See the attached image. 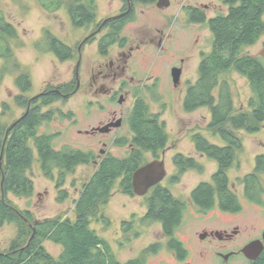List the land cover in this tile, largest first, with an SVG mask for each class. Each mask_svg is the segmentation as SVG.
Instances as JSON below:
<instances>
[{"label": "rangeland", "instance_id": "374dc122", "mask_svg": "<svg viewBox=\"0 0 264 264\" xmlns=\"http://www.w3.org/2000/svg\"><path fill=\"white\" fill-rule=\"evenodd\" d=\"M42 1L46 3V6L49 5L50 11L42 6ZM69 1L72 0H66L67 3ZM171 1V6L163 11L149 7V25H147V13H142L140 10L143 7L138 6L136 21L129 25L122 34H126L129 39L132 37L133 40H140L148 31L154 37L164 39L166 49L160 52L156 46H153L151 52L150 64L153 67V74L160 76V93L154 94L153 99H161V105H153L152 111L160 114V121L165 123V131L169 136V145L164 156L162 152L159 153L160 159L166 162L168 175L162 185L170 189L176 198L187 203L183 222L175 231V236L183 242L189 252L184 258L179 259L166 245L163 247L167 240L163 234L162 223L152 220L147 222L144 219L147 211L146 199L123 193L120 188L122 178L117 180L109 202L99 208L90 227L110 243L115 257L121 263L144 255L145 264H222L221 258L213 254L212 248L215 247L223 253L230 252L237 246L249 243V240L261 237L264 229V208L245 197L243 183V178L255 171L257 156L264 154V123L261 124L259 131L254 133L246 130L237 131L244 147L236 150V160L229 169L228 176L231 188L242 202V211L232 214L216 206L208 212L201 213V210L192 204V191L201 182L213 183L212 176L218 171L219 163L197 152L192 136L194 133H201L217 145L224 146L227 143L220 134L214 133L209 128L212 119L209 107H201L188 113L184 108L185 90L182 91L184 86L174 93H169L172 86L167 79V72L177 57L189 56L188 78L192 79L191 83L196 82L199 77V64L204 55L212 50L213 37L209 28L201 27L198 35L186 24L187 20L182 6L192 4L194 0ZM209 1L204 0L210 5ZM58 2L60 3L61 0H0V13L5 15L7 22L13 24L18 33L16 37H7L14 53L13 58L10 60L0 58V68L7 69L0 84V120L7 127L13 126L14 122L26 114V106L18 104L16 100V96L22 94L16 84V78L22 71L28 72L31 78V90L23 93L27 98H31V102L36 98V94L47 88L49 90V87L60 89L66 85L75 89L74 70L79 57L76 54L73 60H59L49 49L48 35L52 34L76 49L80 40L92 28H96L97 20L89 27H77L73 24L66 5L53 11ZM96 2L99 5L98 21L109 14L117 13L122 5L121 0H96ZM225 11L227 7H224L221 12ZM213 14V11L210 12V15ZM166 16H171L169 24H166ZM197 38H200L199 43L195 41ZM263 46L264 35L246 51L259 55ZM123 49L126 50V48ZM118 51L122 49L117 45L113 46L107 60L113 59ZM82 56L79 74L83 81L90 75L93 68L104 61V58L99 54L95 44L86 46L82 51ZM16 62L20 65L19 70L15 69ZM144 69L146 71V68ZM221 78L227 79L230 83L235 107L249 111L248 103L252 90L247 77L232 71ZM82 88L69 101H58L43 107L42 111L53 112V119L45 122L39 132L55 134L57 137L54 140V147L57 149L69 146L85 152H94L93 155L99 153L101 157L103 156L101 150L117 156L124 154L126 152L124 149H117L113 144L114 134L100 136L109 143L108 146H100L97 143L100 138L96 139L85 133L86 130L97 125L98 115L86 113L82 101L86 97L84 96L86 90L85 86ZM70 112H72L71 115H69ZM171 144L174 146L170 148ZM34 153V163L28 172L34 184L33 195L19 197L10 193V201L19 210H29L35 220L62 217L74 221L76 200L80 197L83 184L97 170L99 161L79 165L73 172L65 175V183L58 187L60 169H54L53 177L47 176L42 169L36 149ZM177 153L195 157L203 166V171L188 170L172 181L171 178L178 174V168L173 163V157ZM144 158L146 162L154 161V155L149 152L144 153ZM261 177L264 183V175L262 174ZM235 226H239L242 233L233 242L219 239L214 242H205L204 238L200 237L204 229L223 232L232 230ZM17 229L16 223H5L0 226V250L9 249L11 242L17 237ZM156 243L162 247L157 244L156 251L150 253L148 251L144 254L145 250ZM43 244L55 257H59L63 250L61 244L52 240H45ZM227 264H248V261L238 257L232 258Z\"/></svg>", "mask_w": 264, "mask_h": 264}, {"label": "trees", "instance_id": "16d2710c", "mask_svg": "<svg viewBox=\"0 0 264 264\" xmlns=\"http://www.w3.org/2000/svg\"><path fill=\"white\" fill-rule=\"evenodd\" d=\"M229 2L230 9L227 14H220L209 20V27L214 35L212 50L204 56L200 64L199 78L188 90L185 108L194 111L201 107H210L212 119L209 128L220 134L227 143L224 146L217 145L201 133L192 136L196 151L219 163V169L213 175V183L202 182L192 191L193 201L205 209L212 208L217 201L223 211L238 213L243 206L230 186L228 171L236 160V150L244 147L237 131L254 133L264 123V58L246 51L264 35V0ZM45 4L42 1V6L50 11L49 5ZM94 4L95 0H72L68 3L61 0L53 11L66 5L75 26H89L96 19ZM131 19L132 17L113 19L112 30L120 32ZM16 36L17 30L13 24L0 16V58H13L14 53L7 37ZM107 38L108 46L102 48L103 51L117 37ZM48 41L49 49L59 60L73 58L71 46L52 34L48 35ZM19 68L20 65L16 62L15 69ZM6 71L7 69L0 68V84ZM232 71L249 80L252 90L249 111L235 107L230 83L221 78ZM16 84L22 92L16 96L18 104L28 107L31 99L24 94L32 88L29 73L22 71L18 74ZM67 87L64 85L60 91L64 92ZM61 98L58 91L39 95L33 100L30 109L28 107V112L14 122L12 127H7L0 120V226L16 223L18 228L17 237L11 242L9 249L0 250V264H145L144 255L121 263L115 257L110 243L91 229L90 225L99 208L109 202L118 179L122 178L120 188L124 193H133L132 177L142 164V151H152L159 155L169 143L160 114L150 113V106L148 114L147 104L139 102L131 119L136 131L134 142L141 148L126 158L109 156L101 161L95 173L83 184L80 197L75 203L74 221L62 217L35 220L29 210H19L10 201V193L19 197L33 195L34 184L28 172L34 163L35 149L47 176L53 177L54 169H60L58 187L65 183L68 172H73L81 164L91 162L92 152L69 146L57 149L54 147L57 137L55 134L39 132L45 122L53 119V112H44L43 107ZM174 162L179 168L177 177L190 169L203 171V166L192 156L178 153L174 156ZM262 174L264 175V154L257 156L255 171L243 178L245 197L254 203H262ZM149 202V213L144 219L163 222L165 233L173 237L183 222L186 202L161 186L156 187ZM34 230L35 235L32 237ZM45 240H52L63 246L59 257H55L45 248ZM171 244L172 248L177 247L179 257L186 256L187 250L181 242L175 238ZM156 246L158 245H151L144 254L156 251ZM249 264H264V251L257 260L249 261Z\"/></svg>", "mask_w": 264, "mask_h": 264}, {"label": "flooded vegetation", "instance_id": "af4514ba", "mask_svg": "<svg viewBox=\"0 0 264 264\" xmlns=\"http://www.w3.org/2000/svg\"><path fill=\"white\" fill-rule=\"evenodd\" d=\"M84 1L86 2V0ZM121 1H122V5L118 9L117 13L113 15L109 14V16H106L104 19L98 21L99 5L95 0L94 8L96 10V19H95V22L97 20L96 28H92L87 33V35H85L82 38V40H80L76 49L72 47L74 56H76L77 54L79 57L78 61L76 62V66L74 70V76H75L74 80L76 82L75 89H71L72 86H68L67 90L63 92V91H60L61 89L49 87V90L47 88L39 92L38 94H36V96L39 97V95H44L51 91H58L62 98L54 102V103H57L58 101L71 100L74 95H76L80 90L83 89L82 86H85L86 93H84V96L86 97L82 100L83 107L86 109L87 114L91 115L94 113L95 115H98L97 125L93 126L89 130H86L85 133L95 137L96 139L100 138V136L114 134V138L112 139L113 144L116 146L117 149H124V151H126L124 154L117 156L115 154H112L111 152H107L105 150L99 149L101 150V153L103 154V156L101 157L99 153H96L95 155H93L94 153L93 152L91 162L92 161L95 162L98 160L99 163H101V161L104 158L109 157V156H115L118 158H126L130 156L133 153V151L140 149L141 147L137 143L134 142L136 131L134 130L132 123H131L134 109L138 105L139 102L141 104H147L148 114H149V106H150V113H153L152 106L161 105L160 98L156 100L153 99L154 94L157 95L158 93H160L159 92L160 91L159 90L160 76L153 74V70H152L153 67L150 64L151 62L150 59L152 58L151 52H152L153 46H156L158 48V51L160 52L166 49L163 43L164 39H161V38L158 39L157 37H154L148 31L145 34V36L140 40L139 39L133 40L132 37L131 39H129V37L126 34H122V33L124 30L128 28L129 25L133 24L136 21V18L138 16V8H137L138 6L143 7L142 10H140L142 13H147L146 14L148 18L147 25H149V7L152 6L154 10L163 11L171 6L172 1L169 0L170 1L169 6H163V7H160L158 5L159 0H121ZM210 1H213L214 3L212 4ZM210 1H209L210 3L209 5L206 2H204V0H194L192 4L183 5L182 10H184L183 12L187 20L186 24L189 26L190 29H193L194 31H196V33L199 35V30H201V27H204L205 29L209 28V30L212 33V37L214 39L213 32L209 27V20L217 17L220 14H227L230 9V2L229 0H210ZM215 3H218V4H215ZM224 7H227V11L221 12L223 11ZM212 11L214 12V14L210 15V12ZM0 16H2L6 20L5 15L3 13H0ZM118 17H128V18L132 17L131 21L127 23L124 26V29L121 30L120 32L117 31L116 29L112 30V25H111L112 20ZM170 17L171 16L165 17L166 24H169ZM71 20L74 24L72 17H71ZM89 26H86V27H89ZM83 27L85 26H82L81 28ZM161 32L163 34V30H161ZM108 36H111V37L116 36L117 38L107 48V50L103 51L102 48H104L105 46H108L106 45L107 42L109 41L108 40L109 38H107ZM213 39H212V43H213ZM195 41L199 43L200 38H197ZM92 44L96 45V48L99 54L102 55V58H104V61L100 62L96 68H93L90 72V75L85 80L82 81L81 75L79 74V71L81 68V61L83 60L82 51L83 49L86 48V46L92 45ZM115 45L119 46L122 49V51H118L117 55H115L113 59L111 58L108 61L107 57L111 55L110 50ZM211 47H212V44H211ZM123 48H126V50H124ZM74 56L73 58L69 60H73ZM189 59H190L189 56L177 57L175 60V63L169 67L168 72H167V79L170 82V85L172 86V88H170L169 93H174L176 92L177 89H181L183 86L185 88V89L182 88V91L185 90L184 108H185V98L188 93V90L191 85L196 83V82L191 83L192 79L190 77L188 78L189 72H188L187 65H188ZM145 64L146 66H144ZM200 64H199V68H200ZM144 68H146V71ZM175 68L181 69L179 83H175V80H174L173 70ZM143 72L145 73L142 74ZM199 75H200V71H199ZM32 102L28 103L27 105L29 109L32 105ZM28 107H26V112L28 111ZM185 110L188 113H192L198 109L194 111H188L185 108ZM97 143L100 144V146L109 145V143L106 142L103 138H100ZM173 146L174 144H171L169 147L171 148ZM166 148L162 151L163 156L165 154ZM145 152L152 153L154 155V160L160 159L159 155H156L152 151H142L143 154H142L141 166L149 163L145 161V158H144ZM173 161H174V157H173ZM173 163L175 164V162ZM198 163L200 164V162ZM176 168L178 167L176 166ZM178 172H179V168H178ZM177 175L171 178V180L175 181L176 178H178ZM167 176L168 175H166V177L160 183H157L156 185L151 187L149 191L147 192V194H145L144 196H138L137 194H135L134 186H133V177H132L133 193L128 194V195L132 197H143L146 199L147 211H146L145 216L148 215L149 213V207H150L149 199L153 196L156 187H159V186L164 187L162 185V182L167 178ZM212 180H213V176H212ZM261 202L262 203H258V204H260L261 207L264 208V194H263V198ZM192 204L195 205V207H198L201 210V213L205 211L208 212L209 210L215 208L216 206H219L220 208V205L218 204L217 201H215V205L209 209H205L201 207L199 204L195 203L193 199H192ZM232 214H236V213H232ZM146 221L149 222V219ZM161 223H162V228H163V234L167 240V243L163 244V247L166 245V247L170 249L173 255L177 256V258L179 259H182V257H179L177 247L172 248L171 242L175 238L182 244L183 242L179 238H177L175 234L173 237H170V235L165 233L163 222ZM217 232L218 231L214 229L212 230L204 229L203 233H200V235L201 234L206 235L203 239L205 242L206 241L214 242L215 240H218V239L221 241L233 242L235 238H237L242 233L241 228L239 226H235V228H233L232 230L231 229L224 230L223 232L219 231L221 238L216 234ZM257 239H261L264 243V229L262 231L261 237L254 238L253 240H257ZM253 240H249L248 242L250 243ZM175 243L177 242L175 241ZM156 244H159V243H156ZM247 244H244L242 246H237L227 253H223L222 251H219L218 249L214 247L212 248L213 254L221 258L222 264H227V262H229L232 258H238V257H240V259H244L248 261V264H249V261H255V260L249 259L242 252L243 247L246 246ZM160 246L162 247V245ZM185 249L187 250L186 246H185ZM187 252L189 251L187 250ZM227 254H231V255L228 257L227 260H225L224 255H227Z\"/></svg>", "mask_w": 264, "mask_h": 264}, {"label": "water", "instance_id": "95a60500", "mask_svg": "<svg viewBox=\"0 0 264 264\" xmlns=\"http://www.w3.org/2000/svg\"><path fill=\"white\" fill-rule=\"evenodd\" d=\"M158 5L160 7L169 6L170 1L169 0H159ZM259 55L264 58V46L262 50L259 52ZM180 75H181V69L175 68L173 70V76H174L175 83H179ZM1 161H2V158H1ZM166 175H167V170H166V164H165L164 159H157V160H154L152 162H149L141 166L134 172V175H133V186H134L135 194H137L138 196H144L145 194H147V192L149 191L151 187H153L157 183H160L166 177ZM216 234L221 238L220 232H217ZM34 235H35V230H34L32 237ZM205 236H206L205 234L200 235L201 238H204ZM30 239L27 242V245L29 244ZM263 250H264L263 241L261 239H257V240L251 241L246 246H244L242 249V252L249 259L256 260L259 258ZM230 255L231 254L224 255L225 260H227Z\"/></svg>", "mask_w": 264, "mask_h": 264}]
</instances>
